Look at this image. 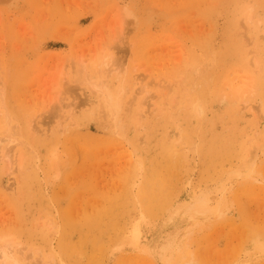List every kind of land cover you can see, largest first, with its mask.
Here are the masks:
<instances>
[{
    "label": "rangeland",
    "instance_id": "1",
    "mask_svg": "<svg viewBox=\"0 0 264 264\" xmlns=\"http://www.w3.org/2000/svg\"><path fill=\"white\" fill-rule=\"evenodd\" d=\"M0 264H264V0H0Z\"/></svg>",
    "mask_w": 264,
    "mask_h": 264
}]
</instances>
